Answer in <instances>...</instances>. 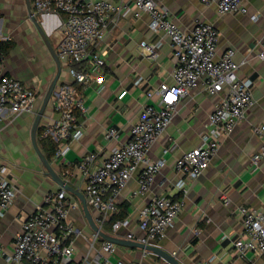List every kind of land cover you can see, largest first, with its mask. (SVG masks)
Returning <instances> with one entry per match:
<instances>
[{"label":"crops","instance_id":"1","mask_svg":"<svg viewBox=\"0 0 264 264\" xmlns=\"http://www.w3.org/2000/svg\"><path fill=\"white\" fill-rule=\"evenodd\" d=\"M158 2L170 11L171 19L183 31L190 32L198 21L216 27L220 34L218 56L229 49L237 51L235 59L241 64L239 76L255 82L257 103L247 118L222 140L219 152L204 174L196 181H188V193L185 194L176 187L183 175L175 171L174 165L185 153L202 144L209 115L224 96L223 93L210 95L202 86L191 91L179 103L170 127L149 151L151 161H166L151 191L146 195H135L139 187L140 171L137 172L117 198L118 212L122 205L128 206L124 218L129 221L128 226L114 233L108 226L110 217L102 231L127 240H130V233L137 239L144 237L140 211L154 197L167 195L182 200L184 208L176 225L168 230L158 247L175 255L182 264H240L234 246L243 233L238 208L264 210V159L253 162V156L264 143V133L254 131L256 127L264 126V60L259 57L264 41V0H244L249 13L238 15L221 14L216 5H204L200 0ZM124 3L130 5L123 10L117 25L101 45L106 53V66L101 73L103 87L99 89L96 76L88 85L75 83L67 67H63L57 85H73L87 112L75 110L83 136L70 142V151L64 159L56 160L54 156L51 163L57 173L84 196L87 177L77 170L79 162L94 154L96 161L90 166L93 169L115 148L127 143L144 105L153 102L148 99L147 92L163 83H173L176 58L170 38L150 28L148 14L135 17L137 8L130 0ZM0 9L5 17V31L13 36L14 43V48L7 54L4 73L36 91L38 114L57 74V65L28 14L26 0H0ZM255 13H259L258 21L251 19ZM36 16L57 50L65 16ZM142 42L161 43L156 60L143 54ZM124 91L126 96L119 99ZM37 114L25 113L15 119L7 117L0 130V165H8L21 186L10 210L0 216V248L7 253L14 250L25 214L33 213L49 193L62 189L47 175L34 146L32 134ZM59 119L60 114L50 101L37 132V141L44 153L43 131ZM112 127L119 130V135L109 139L107 132ZM68 193L70 200L78 204L76 209L70 210L69 221L83 232L75 240L77 263L89 257L92 264H96L95 259L100 255L102 264H117L120 260L125 264H168L161 257L137 247L118 245L115 254L104 253V239L95 242V231L86 219L80 198ZM226 197L230 199L229 204L225 203ZM90 211L98 225V213L91 208ZM250 256V264H264V257ZM108 259L110 263L106 262ZM0 264H7L1 255Z\"/></svg>","mask_w":264,"mask_h":264},{"label":"built area","instance_id":"2","mask_svg":"<svg viewBox=\"0 0 264 264\" xmlns=\"http://www.w3.org/2000/svg\"><path fill=\"white\" fill-rule=\"evenodd\" d=\"M204 5H216L221 14H248L244 0H200ZM36 15L62 14L65 21L61 28V40L57 55L62 68L67 67L75 83L88 85L96 76L99 89L103 87L101 73L106 66L105 52L101 48L109 32L115 28L119 18L129 3L125 0H31ZM137 8L135 17L148 14L150 28L163 32L171 40L176 58L172 72L173 83H163L155 90L147 92L152 103H146L138 121L131 130V139L115 148L101 164L91 169L96 161L89 155L77 165V170L86 175L85 197L88 206L98 213V225L102 229L107 220L118 213L117 198L130 180L139 172V187L135 195L148 194L156 176L166 166L164 159L151 161L148 157L151 148L172 124L179 103L191 91L202 86L206 93L224 96L209 115V126L203 135L202 144L179 158L174 169L183 175L176 187L188 193V181L198 180L211 165L222 146V140L229 136L235 127L247 118L256 106L255 82L241 78V64L235 59L237 51L229 49L218 56L220 34L213 24L198 21L190 31H183L172 19L170 11L158 0H130ZM258 21L259 13L251 15ZM13 41V36L5 31V17L0 9V130L4 120L17 118L25 113H36L38 95L21 80L4 73L7 55L4 46ZM259 55L264 60V41ZM143 54L156 60L161 48L160 42H142ZM127 92L119 95L123 99ZM51 101L60 119L43 131L45 139H52L58 148L56 160H62L70 151V142L83 136L82 125L75 110L86 113L84 101L78 96L73 85L62 84L56 87ZM256 134L264 133V126L255 128ZM119 130L112 127L107 138L114 139ZM264 159V143L253 156V162ZM20 184L14 178L8 165H0V216H5L13 205ZM64 188L49 193L43 203L33 213H27L21 231L16 236L13 252L0 248V255L7 264H92L89 257L76 262L75 240L83 232L69 221L71 209L78 204L70 200ZM229 204L230 199L225 198ZM184 208L182 200L167 195L156 196L140 211V228L144 237L137 239L132 233L130 240L145 245H156L163 240L169 229L176 225ZM238 216L243 228L242 237L234 242L236 256L240 264H250L252 257H264V210L241 206ZM128 220L117 221L112 230L117 233L127 227ZM94 233L95 242L101 240ZM118 245L103 240L102 251L107 255L117 252ZM146 253H150L146 251ZM110 263L108 259L106 261ZM96 264H102L100 255ZM117 264H125L120 260Z\"/></svg>","mask_w":264,"mask_h":264},{"label":"water","instance_id":"3","mask_svg":"<svg viewBox=\"0 0 264 264\" xmlns=\"http://www.w3.org/2000/svg\"><path fill=\"white\" fill-rule=\"evenodd\" d=\"M26 4H27V10H28V14L31 18V20L33 21V23L35 24L37 30L39 31V33L41 34L42 38L44 39L46 45L48 46L53 59L57 65V74L51 84V87L49 89V91L47 92L42 107L40 109V111L38 112L37 116H36V120L34 123V127H33V143L34 146L37 150V153L43 163V166L46 170V173L48 176H50L56 183H58L62 188L66 189L67 191L77 195L83 205V209H84V213L86 216V219L88 220V222L90 223L91 227L93 228V230L96 233H99V235L102 237V239L106 240V241H110L113 242L117 245L120 246H125V247H137L140 249H143L145 251H148L152 254H155L158 257H161L162 259H164L168 264H182L175 255L169 253L168 251L156 246V245H145L143 243H139L136 241H131V240H127V239H121L119 237L116 236H112L109 235L107 233H105L104 231H102V229L96 224L95 219L90 211V208L88 206L86 197L84 196V194L79 191L78 189H75L74 187H72L69 183H67L55 170V168L53 167L51 161L48 159V157L45 155V153L41 150L38 141H37V132H38V128L41 122V119L43 117V115L45 114V111L52 99V95L58 85L59 79L61 77L62 74V64L61 61L59 60V57L57 55V51L56 49L53 47L50 38L47 34V32L45 31L43 25L41 24V22L38 20L36 14L33 11L32 8V2L31 0H26Z\"/></svg>","mask_w":264,"mask_h":264},{"label":"trees","instance_id":"4","mask_svg":"<svg viewBox=\"0 0 264 264\" xmlns=\"http://www.w3.org/2000/svg\"><path fill=\"white\" fill-rule=\"evenodd\" d=\"M14 48V43L11 42L9 44H6L4 46V51L6 53V55ZM58 148V145L52 140V139H45L43 141V149L46 153V156L48 157V159L51 161L52 158L55 156L56 150ZM122 210L118 213H116L115 215H113L109 220H108V226L112 227L113 224L117 221H121L124 220L125 216H126V210L128 208L127 205H122L121 206Z\"/></svg>","mask_w":264,"mask_h":264},{"label":"rangeland","instance_id":"5","mask_svg":"<svg viewBox=\"0 0 264 264\" xmlns=\"http://www.w3.org/2000/svg\"><path fill=\"white\" fill-rule=\"evenodd\" d=\"M21 39V38H20ZM20 39H19V41H20Z\"/></svg>","mask_w":264,"mask_h":264}]
</instances>
